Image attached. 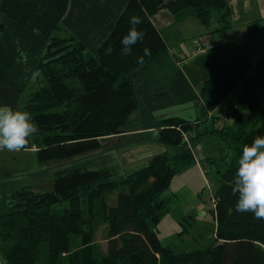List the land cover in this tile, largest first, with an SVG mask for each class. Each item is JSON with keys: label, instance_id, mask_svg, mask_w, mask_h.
Instances as JSON below:
<instances>
[{"label": "trees", "instance_id": "1", "mask_svg": "<svg viewBox=\"0 0 264 264\" xmlns=\"http://www.w3.org/2000/svg\"><path fill=\"white\" fill-rule=\"evenodd\" d=\"M227 0H130L108 36L95 49L56 26L39 56L34 72L43 84L20 98V111L31 114L39 131L30 137L35 159L49 163L84 156L100 148V139L126 132L138 109L133 72L166 52V45L152 22L161 9L178 14L190 9L205 26L213 12L220 21L229 16ZM140 17L137 30L145 33L121 54V40L130 28L129 19ZM259 23L246 27L251 37ZM237 48L230 41L222 48ZM150 55H144V49ZM143 57L138 63L137 58ZM39 80V78H38ZM217 120V119H216ZM195 126L180 118L157 122V141L171 154L154 156L143 168L122 175L108 166H75L56 172L50 189L34 192L28 186L0 193V245L5 264H36L40 248H47L43 264H264V219L252 212L235 211V173L243 146L264 136V112L258 126L230 139L217 126ZM192 133V146L205 136L216 135L231 150L218 187L213 193L214 243L203 250L174 253L162 246L153 229L170 211L168 189L175 176L193 164L194 157L182 139ZM119 190L115 205L109 195ZM66 203L59 212L54 205ZM104 224L106 248L94 243ZM72 240L79 244L72 248Z\"/></svg>", "mask_w": 264, "mask_h": 264}, {"label": "crops", "instance_id": "2", "mask_svg": "<svg viewBox=\"0 0 264 264\" xmlns=\"http://www.w3.org/2000/svg\"><path fill=\"white\" fill-rule=\"evenodd\" d=\"M129 1L0 0V107L20 111V98L35 91L34 68L56 26L95 49L108 36L106 25L118 20ZM227 1L229 16L220 21L221 12L214 11L208 26L190 9L174 15L161 9L154 14L152 22L166 52L132 74L138 109L126 132L113 135L123 143L111 145L106 155H97L83 165H104L128 175L145 167L154 156L173 153L157 141V122L166 118L201 127H209L217 119V126L230 139L258 126L264 112V0ZM255 22L259 29L249 37L246 27ZM196 41L213 48L193 56ZM230 41L237 48H222ZM109 140L100 139V147ZM228 150L216 135L200 139L193 164L178 174L183 180L178 191L197 197L199 183L192 185L190 174L200 173L202 178L209 164L216 166V160L229 159L232 153ZM202 181L211 184L210 176ZM168 192L172 207L174 202L177 206L178 192ZM189 199L186 205L181 201L182 208L176 207V218L194 208L196 221L205 222V206L198 198L189 205Z\"/></svg>", "mask_w": 264, "mask_h": 264}, {"label": "rangeland", "instance_id": "3", "mask_svg": "<svg viewBox=\"0 0 264 264\" xmlns=\"http://www.w3.org/2000/svg\"><path fill=\"white\" fill-rule=\"evenodd\" d=\"M34 75L37 80H34L36 85L35 90H37L43 84V81L42 78L38 76L37 72ZM106 138L111 140H109L108 143L105 142L104 146L98 148V150L87 154L88 158L84 157V155L49 163H39L36 161L34 156L36 149L32 145L31 147L27 145L24 149L18 152H9L7 150L0 151V193L24 186H28L32 191L37 193L48 191L50 189V181H52L56 172L75 166L94 168V165H83V162L89 159H97V155H106L105 150L111 145L116 146L123 143L122 140L114 138L113 136H107ZM193 150L195 153L196 146L193 147ZM228 152L231 153V150L229 149ZM228 161L229 159H218L216 160V166L209 164L208 170H205L204 172L200 171L202 172L201 175L204 180L205 177L209 178L210 176L211 184L207 185L205 181L203 183L202 178L199 175L200 173L197 176L194 175V172L190 174L192 177V185L199 183L198 194H196L197 197H189L187 192L180 189L178 191L179 186L183 183L182 177L179 178L178 175L173 179L169 191L172 190L174 193L175 191L178 192L176 193L179 195V198L176 199L178 204L175 206L176 203L174 202L172 207L173 202L170 203V207L172 208L170 213H167L153 228L162 246L169 247L174 253H181L193 250H203L214 243L215 219L211 214V210L214 209V199L212 195L218 187L219 180V174H217L216 170L223 171ZM118 192L119 190H114L109 195L108 203L110 206L115 205ZM188 198H190L189 205H191V201L198 198L200 203L205 206L206 210L202 213L205 217V222L200 223L196 221V218L193 217V214H197L194 208L191 210L187 209V214H184L181 219L179 217L176 218V207L182 208L181 201L185 202ZM66 205V203L54 205L52 210L56 212L62 211ZM94 239V243L98 246V251L102 254L106 248L104 224L98 227ZM71 246L72 248H78L79 244L76 240H72ZM46 252V246L42 245L36 264H43L46 261ZM0 264H5L3 247L1 245Z\"/></svg>", "mask_w": 264, "mask_h": 264}, {"label": "clouds", "instance_id": "4", "mask_svg": "<svg viewBox=\"0 0 264 264\" xmlns=\"http://www.w3.org/2000/svg\"><path fill=\"white\" fill-rule=\"evenodd\" d=\"M141 23L140 17H130V28L121 40L122 55H131L132 47L143 40L145 33L136 27ZM144 55H150L149 49H144ZM137 62L142 63L143 57H138ZM38 131V125L32 121L29 112L0 107V151L24 149L29 138ZM232 193L238 196L236 212H252L255 218L264 219V136H257L250 145L243 146Z\"/></svg>", "mask_w": 264, "mask_h": 264}, {"label": "built area", "instance_id": "5", "mask_svg": "<svg viewBox=\"0 0 264 264\" xmlns=\"http://www.w3.org/2000/svg\"><path fill=\"white\" fill-rule=\"evenodd\" d=\"M212 48H213L212 45H208V44L204 43L203 41H196L194 49L192 51V55L196 56V55L203 53L206 50L212 49ZM191 137H192V133H182V139L185 142L187 149L190 150V152L193 155V146H192L191 141H190ZM212 197H213V195H212Z\"/></svg>", "mask_w": 264, "mask_h": 264}]
</instances>
